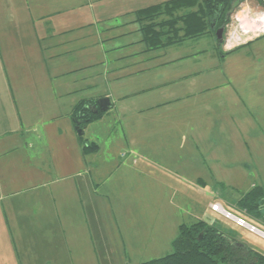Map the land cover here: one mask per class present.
Listing matches in <instances>:
<instances>
[{
    "label": "crops",
    "instance_id": "crops-1",
    "mask_svg": "<svg viewBox=\"0 0 264 264\" xmlns=\"http://www.w3.org/2000/svg\"><path fill=\"white\" fill-rule=\"evenodd\" d=\"M168 1L0 0V264H127L145 252L134 246L139 237L161 238L156 224L141 234L119 219L127 196L115 199L130 182L144 203L165 187L185 206L218 197L225 182L257 183L247 174L264 155V112L254 114L255 90L223 65L251 62L247 46L264 33L236 47L218 48L206 32L148 48L138 11ZM104 96L117 117L85 126L97 144L86 154L72 109ZM101 121L104 131L88 129ZM105 139L111 154L102 157ZM233 166L245 169L235 178ZM102 183L110 186L99 195Z\"/></svg>",
    "mask_w": 264,
    "mask_h": 264
},
{
    "label": "rangeland",
    "instance_id": "rangeland-1",
    "mask_svg": "<svg viewBox=\"0 0 264 264\" xmlns=\"http://www.w3.org/2000/svg\"><path fill=\"white\" fill-rule=\"evenodd\" d=\"M243 9H249L250 12H254V11H257V5L253 0H249L247 4L246 2H242V0L240 1L238 0V2L236 3V7L233 8V10L230 12L228 22L225 24L223 43L226 46H230L233 44V46L236 47V44L240 43L241 41L246 40L247 38L256 36L259 33H264L263 21H261L259 18L258 19H248V18L246 19L245 18L246 20L242 21L243 24L245 25L244 28L250 29L251 31L255 30L253 31V34H250L251 36L249 37L245 35L239 36L238 38L234 37L231 39L232 40L231 43H226L225 37L227 35V32H229L231 29L236 28V26H238L237 24L238 20L236 19L238 17L239 18L241 17ZM195 46L196 48L203 47V45L200 42L196 44ZM247 48L251 50H254V49L256 50V52L253 55L254 58H252L251 62L243 65L241 64L242 62H244L242 61V59L241 60L236 59L235 63L226 62L225 65H223V67L225 68L226 72L228 71L229 75H232V74L235 75V74H238L239 72V74L235 76L239 80L238 82L240 83V85L243 87L244 86L247 87L246 85L248 86L251 85L252 88L255 90L256 93L254 95L253 101H257V104L252 107V111L256 112L254 114H257V113L264 112V36L256 40L255 42L251 43L249 46H247ZM240 51L244 52L245 50L241 49ZM222 76H224V72L222 73ZM251 78L253 79L252 82H248V83L242 82L244 80H249ZM217 80L219 81L220 77H218ZM105 113L107 114L109 113L108 115L105 114L107 115L105 116V119L109 120V119H114L115 117H117L116 111L111 108L105 111ZM254 117L256 116L254 115ZM118 121L119 119L116 118L117 124H119ZM260 122L261 121H259V123ZM105 123L107 126V122H103V121L99 123H92L88 127V129L90 128L93 129L94 127H97L99 131L101 130V128L104 131L105 129H107L104 126ZM253 125H254V121H253ZM259 128H264V126L259 125ZM101 133L103 132H100V134H98L99 136L98 139L105 138V134L103 135ZM89 137L90 136L88 135V132L86 131V133H84V139L85 138L90 139L91 137L90 138ZM258 140L259 142H262V140H264V133H261L260 136H258L257 141ZM104 143H106L105 144L106 148L101 152V155L102 157H107L108 154H111L109 153V149H110L109 144H108L109 140L105 139ZM122 158L124 159L123 161H126L125 159L136 160L137 155L133 153L129 157L125 158L124 156H122ZM255 159L256 161L254 162L255 165H253V167L257 169L256 170L254 169V171H252L251 174L248 173L247 175H249L251 179H255L257 182L256 184L261 185V184H264V175H263L264 172L263 171L259 172L260 170L258 167L264 170V155L262 156V153L258 152V156ZM133 165L137 167V163ZM132 167L133 166H131L130 168L131 175H134V169ZM242 169H245V168H243L242 166L230 167V170L236 171L234 173L235 178H236V174ZM256 171H258V173H256ZM245 181L246 180H244V182ZM151 183L154 184L153 182ZM156 183H160V182L155 181V184ZM134 184L135 182H130V185L134 186ZM224 184L226 185L223 187L225 189L221 188V190L223 189L224 193H220L218 197L206 198V197H203L204 194L202 195V197L196 195L193 199L194 205L193 203L191 205V202L187 201L186 206L183 205L181 201L174 198L173 195L168 190H165V187H164V191L161 193L160 196L154 197L153 195V196L147 197V199H145V203H144V199L138 198V194H139L138 190L133 189L132 186H131L130 191L125 192V194L123 195H118L115 199L116 201L121 197L127 196L124 199L125 212L120 215V218L118 217L121 221H128L129 223L136 224L137 227L140 229L141 234L150 230L148 228V227H152L150 224H156L155 228L156 230L159 231V235L161 236V238L157 241V243L151 244V245L145 244L144 241L140 239L139 237L138 240L134 243L135 244L134 246L138 247L139 249L145 250V252H139L138 254H133L132 256L128 258L130 259V262L134 264V263L141 262L142 260H145V259L149 260V258L152 259L155 257L163 256L167 253L174 251L173 240L178 233V224L180 223L188 224V223L193 222L196 219L195 217L196 214H198L199 212L202 213L203 210H205L203 218L208 223L218 225L220 230L234 235L237 241L243 242L249 245L250 247H252L253 249L264 254V236L251 230L249 227L237 222L236 220L230 218L224 213L211 209L210 204L216 203V202L212 201L209 204V201L219 200L222 202L223 204L222 206L224 207L226 211H229L230 213H233L236 216H239L241 219H243L250 225L264 232V222L261 219L251 218L243 210L237 208V206L235 205L236 200L242 194L246 192L250 183L245 182L243 183L241 187H238L236 189H233V187L227 186V184L231 185L230 182H225ZM109 186L110 185H108L107 183H102L98 191L99 195H103L106 192V188H108ZM146 191H153V187H151L150 189ZM135 192L137 194L136 196H134ZM142 192L144 193V191ZM122 203H123V200H119V204H122ZM140 205L145 206V210L143 213L139 210ZM127 206H130V211L127 210ZM104 221H105V218H102L100 220V222H104ZM175 225L177 226L174 228ZM133 231H135V228ZM146 252L152 255L150 257L148 255L147 256L148 258L143 257L142 255H144ZM139 258H145V259H139ZM136 259L141 260V261H138ZM130 262L128 263L131 264ZM114 264H117V261Z\"/></svg>",
    "mask_w": 264,
    "mask_h": 264
},
{
    "label": "trees",
    "instance_id": "trees-1",
    "mask_svg": "<svg viewBox=\"0 0 264 264\" xmlns=\"http://www.w3.org/2000/svg\"><path fill=\"white\" fill-rule=\"evenodd\" d=\"M237 2L238 0H171L149 5L138 11L143 41L148 48H159L207 32L214 35L217 47L220 48L224 34L220 41L216 30L222 26L225 28ZM182 8L186 10L181 12ZM88 104L96 105V101L82 100L74 105L71 117L75 127L85 128L88 123L105 113L101 110L91 111ZM79 139L86 154L97 147L95 143H88L84 135H79ZM235 205L251 218L264 222V184L250 187L236 200ZM200 232L202 236L197 239ZM173 247L174 251L170 253L137 264H264L263 253L237 241L231 233L224 232L218 225L203 219H196L188 224L180 223Z\"/></svg>",
    "mask_w": 264,
    "mask_h": 264
},
{
    "label": "built area",
    "instance_id": "built-area-1",
    "mask_svg": "<svg viewBox=\"0 0 264 264\" xmlns=\"http://www.w3.org/2000/svg\"><path fill=\"white\" fill-rule=\"evenodd\" d=\"M248 1L249 0H242V2H246V4L248 3ZM254 1L256 2V5H257V11L250 12L249 9H243L241 17L240 18L238 17L236 19V20H238L237 21L238 26H236V28H233L229 32H227V35L225 37L226 43H231L232 42L231 39L234 37L238 38L239 36H242V35L249 37V36H251L250 34H253V31H255V30L251 31L250 29L244 28L245 25L243 24L242 21L246 20L247 18L248 19H258L259 18L261 21H263V24H264V0H254ZM215 204L216 203L210 204V207H211V209L218 211ZM222 213H224L225 215L229 216L230 218L236 220L237 222L249 227L251 230L261 234L262 236H264V232L257 229L256 227L250 225L249 223H247L246 221L241 219L239 216H236L235 214L230 213L229 211H226L223 207H222Z\"/></svg>",
    "mask_w": 264,
    "mask_h": 264
},
{
    "label": "water",
    "instance_id": "water-1",
    "mask_svg": "<svg viewBox=\"0 0 264 264\" xmlns=\"http://www.w3.org/2000/svg\"><path fill=\"white\" fill-rule=\"evenodd\" d=\"M223 34H224V27L222 26V27H219L216 30V35H217V37H218V39L220 41L222 40ZM109 105H110V99L107 96H104V97H101V98L97 99L96 105H91L90 109L93 112H97L99 110L106 111V110H108ZM76 129H77L78 135H82L83 134L84 128L76 127ZM201 236H202V232L199 233L197 239H200Z\"/></svg>",
    "mask_w": 264,
    "mask_h": 264
},
{
    "label": "bare ground",
    "instance_id": "bare-ground-1",
    "mask_svg": "<svg viewBox=\"0 0 264 264\" xmlns=\"http://www.w3.org/2000/svg\"><path fill=\"white\" fill-rule=\"evenodd\" d=\"M217 204H218V203L215 204L216 208L218 209L219 212H222V207H221V205H220V204L217 205Z\"/></svg>",
    "mask_w": 264,
    "mask_h": 264
}]
</instances>
